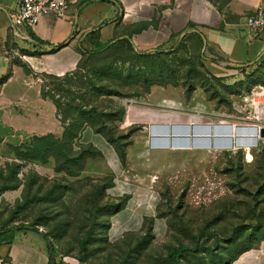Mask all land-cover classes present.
Segmentation results:
<instances>
[{
  "label": "rangeland",
  "instance_id": "374dc122",
  "mask_svg": "<svg viewBox=\"0 0 264 264\" xmlns=\"http://www.w3.org/2000/svg\"><path fill=\"white\" fill-rule=\"evenodd\" d=\"M105 1L115 2L123 12L127 9L132 17L142 18L146 23L164 22L168 9H175L179 3V0ZM208 1L220 9L229 0ZM191 16L192 22L204 25V0H194ZM182 39L186 40V48L171 58L195 65L194 91L183 73H178L180 78L167 85H155L148 93L137 88L134 92L138 95L134 96L130 95L131 89L123 87L121 91L130 97L99 98L93 103L107 109V126L115 138L127 144L125 160L120 161L123 167H131L126 176L135 185L152 188L157 198L156 215L162 220L163 229L153 232L149 219L139 232L111 237L110 221L115 206L120 203L124 206L128 196L110 194L113 175L104 170L101 158L87 159L81 171L74 167L73 176L57 172L51 158L46 163L15 160L13 149L27 144L32 136H39L25 133L23 127L28 122L22 118L12 120L22 127L15 134L0 128V191L3 190L0 230L35 224L51 238L60 253L76 258L80 242L89 236V260L94 264H157L166 258L168 248L180 246L187 249L181 264H238L246 254L250 258L240 264H264V254L255 259L256 253H264L261 140L257 145H242L229 151L212 149L211 140L198 137L203 136L201 125L225 122L251 126L257 121L264 107V62L244 70L236 78H221L223 81L217 82L199 66L200 44L196 37L186 34ZM21 57L31 56H15L16 63L30 72L31 61ZM85 75L93 78L92 74ZM33 77L40 89L46 86L50 92L61 83L47 78L63 79L64 75L38 72ZM67 87L68 84L64 85ZM128 101L132 106L149 109L156 119L166 120L168 127L160 126L159 134L151 139L149 122L124 124ZM253 102L258 104V110ZM42 111L45 112V106ZM195 126L199 127L197 132ZM156 137L166 141V147L151 149L150 145L159 143ZM177 139L185 144L173 145ZM87 146L78 138L74 150L77 153Z\"/></svg>",
  "mask_w": 264,
  "mask_h": 264
},
{
  "label": "crops",
  "instance_id": "0c3cea01",
  "mask_svg": "<svg viewBox=\"0 0 264 264\" xmlns=\"http://www.w3.org/2000/svg\"><path fill=\"white\" fill-rule=\"evenodd\" d=\"M18 1L0 0V78L9 74L6 83L0 85V128L13 134L22 127L12 120L24 118L28 124L23 128L28 136L53 134L60 137L63 127L56 108L49 99L41 97L40 85L33 75L37 76L38 72L56 76L69 74L76 69L82 51L103 48L118 40H127L135 52L143 54L167 51L186 34H197L202 41L200 55L204 67L213 76L226 79L236 78L244 70L264 62V33L255 37L246 26V18L264 4V0H229L220 9L204 0V25L191 20L194 0H179L175 9H168L164 22L148 23L142 18L135 19L127 9L123 12L112 1L89 0L82 4L87 0H77L70 4L66 19L48 13L33 28L11 29L8 17L16 11ZM58 46H62L61 49L50 53ZM19 54L31 56L20 58L31 61L30 72L16 63L15 56ZM32 103L37 104L32 106ZM128 103L124 124L149 122L151 136L152 126H168L166 120L156 119L149 109ZM44 106L45 112L42 111ZM258 118L252 122L257 128L264 126V107ZM79 141L92 145L102 154L104 170L113 175L110 194L128 196L123 208L111 218L109 235L120 238L123 234L139 232L149 219L152 231H161L164 225L156 215L157 198L152 188L135 185L127 177L131 167H123L114 147L92 129L84 128ZM150 148L161 147L150 145ZM250 256L246 254L236 262H245ZM0 264L94 263L80 262L60 251L51 254L40 230L14 229L0 233Z\"/></svg>",
  "mask_w": 264,
  "mask_h": 264
},
{
  "label": "trees",
  "instance_id": "16d2710c",
  "mask_svg": "<svg viewBox=\"0 0 264 264\" xmlns=\"http://www.w3.org/2000/svg\"><path fill=\"white\" fill-rule=\"evenodd\" d=\"M99 1L105 2V0ZM86 2L88 1H84L82 4ZM92 35H95V33H92ZM188 36H195L199 41L200 45L197 56L199 66L212 80L217 82L223 81V79L209 74L204 67L200 55L202 41L199 35L188 34ZM185 41L181 39L177 48L167 52L137 53L127 40H118L106 47H97L96 50L82 51L81 58L74 72L64 75L63 79L55 77L47 78L52 79L54 82L58 81L61 84L54 85L50 92L46 90V86H42L40 89L41 97L49 99L54 104L56 115L61 118L62 135L60 137H56L53 134L41 137L32 136L27 144H22L13 149L15 160L46 163L51 158L55 161L57 172H64L70 176L76 175L73 171L74 167H77V170L81 171L87 159L102 158V154L92 145H88L77 153L74 150V146L82 130L88 127L114 147L119 160L123 163L127 144H122L120 140L115 138L112 129L107 126V117L109 116L107 109H100L99 106H95L93 103L99 98L137 96L138 93L134 92L137 88L142 89L144 93H148L155 85H167L172 79L177 80L180 78L178 73H183L185 80L190 84V90L194 91L197 87L193 84V80L195 79L194 72H197L195 65L191 62H178L175 58H171L173 55H177L179 51H184L186 48ZM61 47H56L50 53L57 52ZM184 54L187 55L186 51ZM175 63L178 65L175 66ZM17 64L24 68L22 64ZM126 64L128 65L127 67ZM87 73L92 74L93 78L88 79V76L85 75ZM8 78L9 74L2 76L0 78V85L6 83ZM83 79L86 82H83ZM112 82H117L119 85H113L111 84ZM66 84L69 85V88H64ZM123 87L131 89V94L125 95L121 91ZM71 88H73V91ZM65 99L67 100L66 102H64ZM119 114L121 115V113ZM121 120L122 118L118 119L119 123ZM262 145L264 146V144ZM11 174H9V177ZM122 207L123 203L115 206L114 213L119 212ZM147 221L145 220V222ZM14 229L20 231L24 229L39 230L34 224L32 226L0 230V233L10 232ZM43 235L49 243L51 254L58 251L51 238L45 233ZM89 239V236H86L79 244L80 253L77 258L80 262L90 261ZM186 251L185 247H170L167 250L166 258L159 260L157 264H181L180 259Z\"/></svg>",
  "mask_w": 264,
  "mask_h": 264
},
{
  "label": "built area",
  "instance_id": "2783aa9c",
  "mask_svg": "<svg viewBox=\"0 0 264 264\" xmlns=\"http://www.w3.org/2000/svg\"><path fill=\"white\" fill-rule=\"evenodd\" d=\"M75 1L77 0H19L16 11L8 17L9 26L11 29L33 28L39 19L48 13H54L58 18L66 19L68 8ZM246 26L255 37L264 33V4L259 5L254 13L246 18ZM259 141L254 145H257ZM261 143L264 144V139ZM39 230L42 232L41 229ZM260 254L264 253H256V260Z\"/></svg>",
  "mask_w": 264,
  "mask_h": 264
},
{
  "label": "bare ground",
  "instance_id": "6f19581e",
  "mask_svg": "<svg viewBox=\"0 0 264 264\" xmlns=\"http://www.w3.org/2000/svg\"><path fill=\"white\" fill-rule=\"evenodd\" d=\"M255 95V94H254ZM253 95V97H254ZM257 96V95H256ZM253 104L256 106V108L258 107V104L256 102H253ZM258 110V108H257ZM215 118V117H214ZM154 127V126H152ZM187 125L185 126V128L187 129ZM167 128V127H166ZM165 128V129H166ZM199 127L194 128V131H196V129H198ZM201 128H204V130H201V132H203V136H198L201 137V139H209L211 140V144H212V149H225V150H237L239 149V147H241L244 143H250V146L254 145V138H256V136H249V135H243L245 133L242 132V134L240 136L237 135V130L240 129H247V130H252L251 134L255 133V130H257L256 126H240V125H236V124H229V123H225V122H221V123H215V124H211V128L207 127L206 125H201ZM160 131V130H159ZM155 127L152 129V136H155L156 134H159V132ZM254 131V132H253ZM200 132V133H201ZM192 133V132H191ZM151 136V139H152ZM227 141L225 145H220L219 141ZM230 141V145L229 142ZM173 145H175V141L173 140ZM249 146V147H250Z\"/></svg>",
  "mask_w": 264,
  "mask_h": 264
},
{
  "label": "water",
  "instance_id": "95a60500",
  "mask_svg": "<svg viewBox=\"0 0 264 264\" xmlns=\"http://www.w3.org/2000/svg\"><path fill=\"white\" fill-rule=\"evenodd\" d=\"M208 128L210 127L211 128V125H209V124H207L206 125ZM156 129H160V126H154ZM153 127V128H154ZM166 127H168V126H163V129H165ZM201 127V126H200ZM201 130H204V128H201ZM251 131L252 130H247V129H238L237 130V135L238 136H240L241 134H242V132L243 133H245V134H243V135H249V136H256V138H254V140H253V142H254V144L258 141V140H263L264 139V126H262V127H260L259 129L257 128V130H255V133L254 134H251ZM202 134H203V132H202ZM204 135V134H203ZM157 139V141L156 142H159L158 144H152V146H157V147H163L164 145H165V147H166V141H165V143H164V141L160 138V137H156ZM226 142L227 141H225V140H221V141H219V144L220 145H225L226 144ZM229 142V144L228 145H230V141H228ZM183 144H185V142L183 143V141L182 140H179V139H177L176 141H175V146H181V145H183ZM209 144L210 143H208V141H207V146H209ZM250 143H244L243 145L244 146H250L249 145ZM186 145H188V144H186ZM193 146V145H192Z\"/></svg>",
  "mask_w": 264,
  "mask_h": 264
}]
</instances>
